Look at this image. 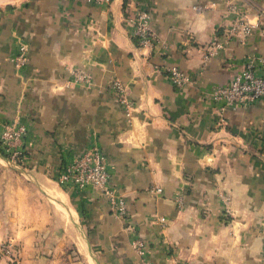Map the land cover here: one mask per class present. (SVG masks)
Wrapping results in <instances>:
<instances>
[{
	"label": "crops",
	"instance_id": "obj_1",
	"mask_svg": "<svg viewBox=\"0 0 264 264\" xmlns=\"http://www.w3.org/2000/svg\"><path fill=\"white\" fill-rule=\"evenodd\" d=\"M231 2L249 18L244 41L226 38ZM140 9L158 38L143 52ZM249 58L264 59V0H0V134L26 128L18 161L0 148V249L11 250L0 264H264V97L238 108L211 98ZM170 67L190 81L174 86ZM91 144L125 217L98 188L57 182Z\"/></svg>",
	"mask_w": 264,
	"mask_h": 264
},
{
	"label": "built area",
	"instance_id": "obj_2",
	"mask_svg": "<svg viewBox=\"0 0 264 264\" xmlns=\"http://www.w3.org/2000/svg\"><path fill=\"white\" fill-rule=\"evenodd\" d=\"M85 1L108 3L111 0ZM228 10L235 15V19L227 30L226 38L238 37L240 41H244L245 37L251 32L248 16L243 10L238 9L236 3H229ZM151 18L150 11L140 9L131 21L132 36L141 52L153 49L158 43ZM215 47L222 48L223 44L218 42ZM27 58V45L21 43L14 56L16 66L23 67L27 62ZM258 65L263 68L264 59L259 60L258 63L256 59L249 58L245 65L233 74L229 83L214 88L211 98L216 102H222L224 107L230 108L245 107L256 103L264 97V71L261 73ZM167 73L173 85L178 88H182L190 81L189 76L177 67L168 68ZM75 79L87 84H90L92 80L90 75L84 73H76ZM112 90L118 102L128 110L130 102L126 86L117 79L112 83ZM25 134L26 128L20 122H7L3 126L0 134V148L7 158L18 161L23 156L22 147ZM110 181L111 174L108 159L97 144H91L82 152L74 154L71 160L63 164L57 177V182L60 185L69 183L80 189L88 186L98 188L108 198L114 212L119 217H125L127 215L125 201L112 190ZM157 191H160V189H157ZM158 222L165 224L166 219L160 217ZM132 246L138 254H144L145 244L141 239H134ZM0 252L9 255L11 250L6 246L1 248Z\"/></svg>",
	"mask_w": 264,
	"mask_h": 264
},
{
	"label": "rangeland",
	"instance_id": "obj_3",
	"mask_svg": "<svg viewBox=\"0 0 264 264\" xmlns=\"http://www.w3.org/2000/svg\"><path fill=\"white\" fill-rule=\"evenodd\" d=\"M59 264H67V263H59Z\"/></svg>",
	"mask_w": 264,
	"mask_h": 264
},
{
	"label": "trees",
	"instance_id": "obj_4",
	"mask_svg": "<svg viewBox=\"0 0 264 264\" xmlns=\"http://www.w3.org/2000/svg\"><path fill=\"white\" fill-rule=\"evenodd\" d=\"M3 151V150H2ZM80 153V152H79Z\"/></svg>",
	"mask_w": 264,
	"mask_h": 264
}]
</instances>
